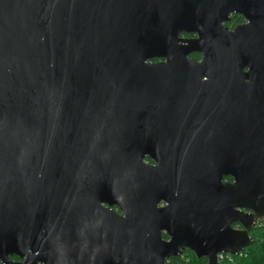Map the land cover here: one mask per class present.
<instances>
[{
  "label": "water",
  "instance_id": "water-1",
  "mask_svg": "<svg viewBox=\"0 0 264 264\" xmlns=\"http://www.w3.org/2000/svg\"><path fill=\"white\" fill-rule=\"evenodd\" d=\"M259 221L264 0H0L2 264H219Z\"/></svg>",
  "mask_w": 264,
  "mask_h": 264
},
{
  "label": "trees",
  "instance_id": "trees-1",
  "mask_svg": "<svg viewBox=\"0 0 264 264\" xmlns=\"http://www.w3.org/2000/svg\"><path fill=\"white\" fill-rule=\"evenodd\" d=\"M244 20L243 15L233 14L232 19L227 25L234 27L238 23ZM189 35V34H187ZM194 56L200 57V53H196ZM254 238V243L245 248V250L239 255H233L235 264H264V227L256 226L250 232ZM16 258V256H14ZM183 262L185 264H207V258L198 257L195 252L187 249L181 257H173L168 260V264H175ZM0 264H2L0 262Z\"/></svg>",
  "mask_w": 264,
  "mask_h": 264
},
{
  "label": "flooded vegetation",
  "instance_id": "flooded-vegetation-1",
  "mask_svg": "<svg viewBox=\"0 0 264 264\" xmlns=\"http://www.w3.org/2000/svg\"><path fill=\"white\" fill-rule=\"evenodd\" d=\"M235 14H238V13H235ZM233 15V14H232ZM231 19H232V16H231ZM245 21V18H244V20L242 21V22H240V23H243ZM230 22V21H229ZM229 22H227V23H229ZM227 23H226V25H227ZM240 23H238V24H240ZM237 24V25H238ZM236 25V26H237ZM228 26V25H227ZM235 27V26H234ZM234 27H230L231 29H233ZM187 34H189V35H187ZM183 37H185V38H191V37H194V36H197V34H195V33H188V32H184V33H182L181 34ZM196 53H198V52H193V53H191L190 54V56L191 57H193V58H197V59H201V56L200 57H196V56H194ZM201 55V54H200ZM162 60H164L163 58H155L154 59V61H162ZM145 161L147 162V163H149V164H154V165H156L157 164V162L152 158V157H150V156H147L146 158H145ZM169 171H171V169H169ZM173 173H175V171H173ZM182 175V172H180V173H177V175H176V177H178V176H181ZM169 179H171V177H169ZM234 182V176L232 175V174H223V177H222V183H233ZM176 192L177 193H173V194H170V195H200V194H194V193H186V194H184V192H185V190H184V187H183V182H181V183H179L178 184V186H177V189H176ZM168 205V202L167 201H165V200H162L160 203H159V206H167ZM116 210L119 212V213H122V211L118 208V207H116ZM246 212H248V210H246ZM233 227H235V228H242V226H240V225H235V224H233ZM163 237L166 239V240H169L170 239V236H169V234L167 233V231H163ZM187 249H185L184 250V252L186 251ZM184 252H183V254H184ZM182 254V255H183ZM174 257H177V258H179V257H181V255H179V256H174ZM13 258H15V257H13ZM171 258H173V257H171ZM202 258V257H201ZM206 258V257H205ZM15 259H18L17 257L15 258ZM182 263V262H181Z\"/></svg>",
  "mask_w": 264,
  "mask_h": 264
},
{
  "label": "built area",
  "instance_id": "built-area-1",
  "mask_svg": "<svg viewBox=\"0 0 264 264\" xmlns=\"http://www.w3.org/2000/svg\"><path fill=\"white\" fill-rule=\"evenodd\" d=\"M256 226L264 227V221H259ZM218 258H219V264H235L232 253H226V252L219 253Z\"/></svg>",
  "mask_w": 264,
  "mask_h": 264
}]
</instances>
